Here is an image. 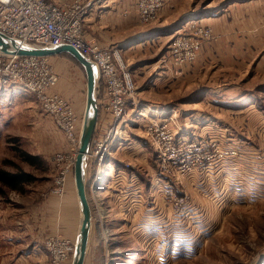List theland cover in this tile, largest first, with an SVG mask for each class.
<instances>
[{
    "label": "rangeland",
    "instance_id": "1",
    "mask_svg": "<svg viewBox=\"0 0 264 264\" xmlns=\"http://www.w3.org/2000/svg\"><path fill=\"white\" fill-rule=\"evenodd\" d=\"M98 6L88 15L86 36L122 50L136 92L119 125L121 144L87 172L96 224L85 264H100L95 257L101 256V264H175L177 259L176 264H264V0H163L150 21L139 16L137 0L110 13ZM227 23L233 43L223 45L233 51L247 47V70L227 65L226 47L219 44L226 40L220 36ZM207 29L212 35L206 37L201 30ZM179 39H201L195 58L177 60ZM209 41H216L208 46L214 53L202 61V45ZM51 61L59 74L56 86L87 91L85 71L75 58L62 53L51 55ZM79 112L83 123L85 109ZM151 119L168 124L172 142L186 140L191 147L179 146L174 157L164 154L148 131ZM61 132L32 92L0 79V167L33 176L20 190L0 183V264L37 260L24 248H10L11 227L19 232L24 222L36 223L38 233L49 218L56 229L63 226L67 207L49 194L51 151ZM22 150L36 157L33 163ZM96 174L103 179L100 187L91 184ZM157 231L165 240L155 237ZM45 233L43 245L57 231ZM164 245L172 250L166 261L167 255L150 252Z\"/></svg>",
    "mask_w": 264,
    "mask_h": 264
},
{
    "label": "built area",
    "instance_id": "2",
    "mask_svg": "<svg viewBox=\"0 0 264 264\" xmlns=\"http://www.w3.org/2000/svg\"><path fill=\"white\" fill-rule=\"evenodd\" d=\"M137 4L141 19L150 21L159 15L163 0H137ZM92 7L93 0H0V30L5 34L35 45L69 43L97 63L98 118L88 153V170L94 167L95 160H106L112 155L114 146L121 144L118 139L119 125L124 118L129 98L136 92L134 76L126 67L122 50L87 38L85 23ZM201 32L206 37L212 35L209 29ZM200 40L187 42L184 39V42H180L179 39L178 45L182 48H177L175 52L177 60L195 58L196 50L201 46ZM49 60L50 55L0 52V79H10L32 92L40 102L44 114L52 119L57 130L62 131L66 145L64 149H55L50 157L53 187L49 194L63 198L67 193L66 183L72 176L77 157L78 138L75 128L81 115L71 109V102L59 96L60 94L59 97L49 94V89L57 83L59 76ZM148 131L155 139L157 147L161 151L163 149L164 154L167 152L169 157L179 155V146L189 145L186 140L172 142L173 136L168 124L159 120L151 119ZM109 169L115 172L112 168ZM118 173L121 171H117L115 176L121 179ZM135 190L132 188L131 192ZM44 242L53 264L71 261L76 239L57 233L49 235Z\"/></svg>",
    "mask_w": 264,
    "mask_h": 264
},
{
    "label": "crops",
    "instance_id": "3",
    "mask_svg": "<svg viewBox=\"0 0 264 264\" xmlns=\"http://www.w3.org/2000/svg\"><path fill=\"white\" fill-rule=\"evenodd\" d=\"M117 1H119V0H94L93 5L98 6V4L99 5L101 4V6H98V7H100V8L103 7L104 11L110 13L113 11H118L121 8H124L125 3L128 5L131 3V0H126L124 3H120V4H118ZM88 20H89V18L87 17L86 22ZM215 27L219 28L220 26L215 25ZM223 28L224 29H222V31H224L226 33V35H221L220 39L222 38V36H224L225 37L224 39H226V40L219 41V44L222 47H226V46L229 47L233 43V42H230L228 40V39H230L229 32L232 31L233 28L230 27V23L225 24ZM216 33H218V31H216ZM219 33H220V31H219ZM207 43H211V44H203L202 45L203 46L202 53L200 54L202 61H204L206 58H209L210 56H212V55H210V52H212L211 54L214 53V49H212L211 51H208V46L212 45V47H214L216 41H209ZM226 43H227V45L224 46L223 44H226ZM227 47L225 49V52L227 53V56L229 58V62H227V65L228 66L233 65V66H237L240 68L242 67L243 70H247V47L243 46V48L241 50H236V51L230 50V48L228 49ZM217 59L219 60L218 56H217ZM219 70H220V68H218L217 71H219ZM55 88L57 89L55 91H57L59 94L65 96L66 98H69L72 101V103L75 107V110L77 112H79V111L81 112L83 108L85 109V107H86L85 102L87 100L85 90H74V88L73 89H67L66 87H64L63 84L56 86ZM209 89L210 90H217V88L213 87V86L209 87ZM215 118H217V117H215ZM215 122L218 123L219 120H216ZM53 144H54L55 148L51 152H53L55 149L60 150V149L65 148L66 143H65V140L62 137L61 133H59V136H56V143L53 142ZM87 172H88V169H87ZM72 177L73 176H71L69 178L68 183H67V196L66 197L64 196L63 198H58L56 196H52V199H54V200L59 199V201H58L59 205L62 204V206H66L67 208H65V210H68V214H66V215L64 214L65 216H64V220L62 221L63 222L62 227L58 226L56 229L55 222H52L51 221L52 218H49L47 220L45 219L43 228H41V229L37 228L38 233H35V231H34L36 229V227L38 226V224H36V223L33 225L28 224V226H27L26 225L27 223L24 222V227L22 228V226H21L19 228V232L17 230L15 231V229H12V227H11V229H9L10 234H8V236L6 238L9 237V242H7V243L10 246V248L16 249L19 247V249H23V248L26 249V253H28V258L30 255H31V257H33V256L37 257V260L34 264H48V256L46 254V250L44 249V245H43V237H44L43 234H44V232L54 233L55 231H57V233L61 232V233L66 234L68 236H70V235L74 236L79 231V228L81 225L82 215H81V211H80V206H79V201H78V196H77L76 185L74 182V177L73 178ZM103 178H104V176H103ZM99 180H100V182H98ZM102 180H103L102 178L98 179V176H96V175H94V177L91 176V181H92L91 184L93 187H95V184H96V186L100 187L102 185V182H103ZM96 191H101V188L96 189ZM88 194H89L88 196L90 199L92 209L95 211L94 205H96V204L93 201V196L89 193V191H88ZM66 199H67V202L64 204V201ZM96 207H97L98 211H100V212L103 211L101 202H98V205ZM93 210H92V212H93ZM58 211H60V209H58ZM94 221H95V223H94ZM148 221H149V219H148ZM92 224H96V220L93 219ZM21 225H23V224H21ZM29 227H31V230H33V233H30ZM96 228L98 229L97 226H96ZM151 229L149 230L150 232H151ZM60 230H62V231H60ZM24 231H26V232H24ZM91 235H92V231H91ZM164 236H165L164 232L157 231L155 237L158 238L159 240H165ZM167 243H169V242H167ZM89 244H90V242H89ZM89 248H90V246L88 247V251L90 250ZM180 248H182V247H180ZM155 249H157V248H155ZM150 252H151V254L158 252L157 255H161V256H163V254L167 255L166 258L165 257L163 258V261H166L169 258V256H171L169 254L172 253V250L167 249V247H165V245H164V246L158 248V251L153 252L150 250ZM87 254H88V252H87ZM8 257H10V256H8ZM95 259H97V260L99 259L100 260L99 262L101 264L104 260V256H101L99 258L95 257ZM4 260H5V258L3 259V261ZM28 261H31V260H28ZM178 261H180V259H177L175 264L178 263ZM8 263L11 264V261L7 260L4 264H8ZM157 263L161 264L160 262H157Z\"/></svg>",
    "mask_w": 264,
    "mask_h": 264
},
{
    "label": "water",
    "instance_id": "4",
    "mask_svg": "<svg viewBox=\"0 0 264 264\" xmlns=\"http://www.w3.org/2000/svg\"><path fill=\"white\" fill-rule=\"evenodd\" d=\"M0 52L31 55H54L67 53L83 67L87 79V103L84 112L83 128L80 136L79 150L74 166V182L81 211V225L76 237L72 264H85L89 247L93 215L88 196L87 186V157L90 143L95 131L98 118L97 83L99 70L97 64L84 55L79 49L69 43L59 45H35L21 42L0 30Z\"/></svg>",
    "mask_w": 264,
    "mask_h": 264
},
{
    "label": "trees",
    "instance_id": "5",
    "mask_svg": "<svg viewBox=\"0 0 264 264\" xmlns=\"http://www.w3.org/2000/svg\"><path fill=\"white\" fill-rule=\"evenodd\" d=\"M21 154L24 158L29 159L32 163L33 160L36 158L29 153L25 152L24 150L21 151ZM33 178L32 174L27 171L18 170L15 172H11L9 170H6L4 168L0 167V183L4 185L7 188L20 190L22 188V184L24 182L31 181ZM0 191H2V188L0 186Z\"/></svg>",
    "mask_w": 264,
    "mask_h": 264
},
{
    "label": "bare ground",
    "instance_id": "6",
    "mask_svg": "<svg viewBox=\"0 0 264 264\" xmlns=\"http://www.w3.org/2000/svg\"><path fill=\"white\" fill-rule=\"evenodd\" d=\"M141 44V43H140ZM133 46V45H132ZM8 54H14V53H8ZM61 54V53H60ZM54 55H56V54H54ZM93 62H95L94 60H92ZM49 62H50V64L51 65H53V63H52V61H51V55H50V60H49ZM96 63V62H95ZM97 64V63H96ZM97 67H98V65H97ZM52 68H54V65L52 66ZM55 69V68H54ZM98 70H99V68H98ZM58 73V72H57ZM59 75V74H58ZM58 81H59V76H58ZM58 81H57V83H58ZM57 83L56 84H54L53 85V87H52V89H49L50 91H49V94H52V97H59V96H61L62 98H66L65 96H63V95H59L58 96V92L57 91H55L54 89H55V87H56V85H57ZM67 100H69L70 102H71V109H73L74 111H76L75 110V107H74V105H73V103H72V101L69 99V98H66ZM86 103H87V100H86ZM86 108V107H85ZM77 112V111H76ZM81 120H80V116H79V121H78V126H76V128H75V130L77 131V138H78V150H79V144H80V136H81V134H80V132L82 131V128H83V123H81L80 122ZM80 122V123H79ZM83 122H84V117H83ZM81 125H82V128H81ZM93 137H94V133H93V136H92V139H93ZM92 139H91V143L90 144H92L93 143V141H92ZM91 146V145H90ZM77 154H78V152H77ZM77 156V155H76ZM75 161H76V159H75ZM74 166H75V163H74ZM109 172H111V171H109ZM108 175H111V173H108ZM72 176L74 177V170H73V173H72ZM72 177V178H73ZM87 178V177H86ZM67 183H68V181H67ZM67 183H66V186H67ZM88 180H87V186H88ZM96 185V184H95ZM87 186H86V193H87V196H88V188H87ZM97 187V186H96ZM88 201H89V203H90V199H89V196H88ZM90 206H91V203H90ZM91 210H92V206H91ZM92 223H93V221H92ZM171 227V226H170ZM92 229V228H91ZM173 231V230H172ZM90 236H91V233H90ZM184 240V239H183ZM89 242H90V240H89ZM88 252V251H87ZM87 257V256H86ZM72 260H73V255H72V258H71V263L70 264H72ZM85 261H86V259H85ZM68 262V261H67Z\"/></svg>",
    "mask_w": 264,
    "mask_h": 264
}]
</instances>
